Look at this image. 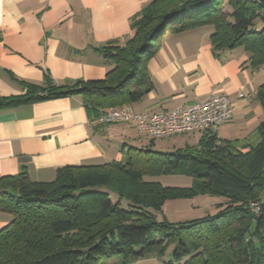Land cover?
Masks as SVG:
<instances>
[{
    "label": "trees",
    "instance_id": "16d2710c",
    "mask_svg": "<svg viewBox=\"0 0 264 264\" xmlns=\"http://www.w3.org/2000/svg\"><path fill=\"white\" fill-rule=\"evenodd\" d=\"M204 26L213 29L215 53L243 48L250 68L264 69L259 1L151 0L133 19L132 38L99 49L115 65L105 79L72 87L26 83L24 95H0V109L81 95L90 114L101 117L151 89L147 64L164 34ZM258 99L264 107V85ZM123 154L120 162L61 168L51 183H33L27 173L0 179V211L11 216L0 231V264H136L167 255L168 264H264V121L251 145L205 133L195 147ZM162 176L192 182L147 179ZM205 196L224 198L216 214L180 223L153 214L169 201Z\"/></svg>",
    "mask_w": 264,
    "mask_h": 264
},
{
    "label": "crops",
    "instance_id": "0c3cea01",
    "mask_svg": "<svg viewBox=\"0 0 264 264\" xmlns=\"http://www.w3.org/2000/svg\"><path fill=\"white\" fill-rule=\"evenodd\" d=\"M150 1L0 0V95H24L26 83L72 87L105 79L115 65L99 49L132 38V21ZM212 33V27L204 26L164 34L147 64L151 89L117 108L161 113L226 95L234 115L220 127L218 139L255 144L264 121L258 99L264 69L252 70L243 48L215 53ZM100 118L90 114L81 95L0 109V179L27 173L31 182L46 184L67 166H102L122 161L130 148L155 149V141L133 126L105 124ZM202 136L174 137L176 145L168 146L167 153L195 147ZM197 198L177 201L183 208L177 215L183 219L199 212ZM222 203L209 214H216ZM10 222L11 216L0 211V231ZM144 262L160 264L156 259L136 264Z\"/></svg>",
    "mask_w": 264,
    "mask_h": 264
},
{
    "label": "built area",
    "instance_id": "2783aa9c",
    "mask_svg": "<svg viewBox=\"0 0 264 264\" xmlns=\"http://www.w3.org/2000/svg\"><path fill=\"white\" fill-rule=\"evenodd\" d=\"M233 115L229 97L216 95L169 112L136 114L128 108H115L104 111L100 120L105 124L126 123L143 136L163 140L194 133L217 135L221 126L231 122Z\"/></svg>",
    "mask_w": 264,
    "mask_h": 264
},
{
    "label": "rangeland",
    "instance_id": "374dc122",
    "mask_svg": "<svg viewBox=\"0 0 264 264\" xmlns=\"http://www.w3.org/2000/svg\"><path fill=\"white\" fill-rule=\"evenodd\" d=\"M226 10H227V8H226ZM172 138H174V137H172ZM172 138L164 139V140H157V141L155 140V144H154L155 149L154 150H156L157 152H161V153H167L168 152L167 150H169L167 148L168 146L176 145V143H174V140ZM144 139L146 142L147 138H144ZM178 141H181V140H178ZM194 142L195 141L193 140V144H194ZM147 179L151 180V181L160 182L165 186L186 187V186H190L191 182H192L190 178L183 177V176L182 177L181 176H176V177L162 176V177L147 178ZM223 200H224V198L211 197V196H205V197L197 198L196 203L198 205H200V210H197L199 212H195L194 214H190V215L184 217L183 219L180 216H178L176 213V212L181 211L183 209L181 207L182 204H179L181 202H177V201H169L166 208L163 207V211L161 214L155 213V212L153 214L157 217L159 222L164 221V218H166L171 223H180V222H184V221H188V220H195V219L203 218L204 216H206L207 214L212 212L215 204L222 202ZM124 204H126V203H124ZM205 208H206V212H205ZM170 261H171V257L167 255L165 257V259H163L162 261H159V263L160 264H168ZM148 263L150 264V262H144L141 264H148Z\"/></svg>",
    "mask_w": 264,
    "mask_h": 264
},
{
    "label": "water",
    "instance_id": "95a60500",
    "mask_svg": "<svg viewBox=\"0 0 264 264\" xmlns=\"http://www.w3.org/2000/svg\"><path fill=\"white\" fill-rule=\"evenodd\" d=\"M257 1H259L261 4L264 5V0H257Z\"/></svg>",
    "mask_w": 264,
    "mask_h": 264
}]
</instances>
